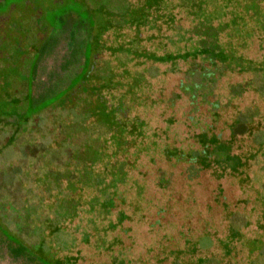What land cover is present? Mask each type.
<instances>
[{
	"label": "rangeland",
	"instance_id": "rangeland-1",
	"mask_svg": "<svg viewBox=\"0 0 264 264\" xmlns=\"http://www.w3.org/2000/svg\"><path fill=\"white\" fill-rule=\"evenodd\" d=\"M182 1L0 0V264H264V21Z\"/></svg>",
	"mask_w": 264,
	"mask_h": 264
},
{
	"label": "trees",
	"instance_id": "trees-1",
	"mask_svg": "<svg viewBox=\"0 0 264 264\" xmlns=\"http://www.w3.org/2000/svg\"><path fill=\"white\" fill-rule=\"evenodd\" d=\"M165 1L166 0H144L143 6L139 8L140 10L135 11V14L138 19L139 17L144 21L147 19L149 23L150 20L157 23L159 21L158 18L167 17L168 15L174 16L173 13L162 10ZM182 2L185 5H189L188 9L194 12L192 14L193 19L195 18L193 21L195 23L193 29L194 34L198 37L195 45L199 52L203 51V53L206 52L205 50L212 48L210 46L212 43L219 44L217 36L219 35L220 26L218 23L243 21L249 25V21L255 18H257V20L255 19L257 22H261V20L264 21L260 6L262 0H183ZM210 5H214V7L210 8ZM253 10H255L256 13L252 12ZM170 22L171 24H175V21ZM262 26H264V22H262ZM194 34H192V36H194ZM70 35L73 37L72 32ZM214 36H216V38ZM227 54L228 53L224 54L223 59H226ZM13 257L17 259L21 258L22 255L16 253Z\"/></svg>",
	"mask_w": 264,
	"mask_h": 264
}]
</instances>
